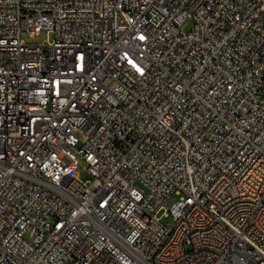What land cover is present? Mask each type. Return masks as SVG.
I'll return each mask as SVG.
<instances>
[{"label": "built area", "instance_id": "1", "mask_svg": "<svg viewBox=\"0 0 264 264\" xmlns=\"http://www.w3.org/2000/svg\"><path fill=\"white\" fill-rule=\"evenodd\" d=\"M0 264H264V0H0Z\"/></svg>", "mask_w": 264, "mask_h": 264}, {"label": "rangeland", "instance_id": "2", "mask_svg": "<svg viewBox=\"0 0 264 264\" xmlns=\"http://www.w3.org/2000/svg\"><path fill=\"white\" fill-rule=\"evenodd\" d=\"M188 28V26H187ZM21 39L25 43H42L46 40L51 41L52 36L47 33L46 31H40L38 34L34 36H30L29 33H24L21 36ZM76 172L78 174V177L84 181V182H92L93 181V176L87 171V164L86 162L79 156H77V169ZM165 211H161L160 214L158 215L160 217V221L163 224H171L172 223V217L170 216H165Z\"/></svg>", "mask_w": 264, "mask_h": 264}, {"label": "bare ground", "instance_id": "3", "mask_svg": "<svg viewBox=\"0 0 264 264\" xmlns=\"http://www.w3.org/2000/svg\"><path fill=\"white\" fill-rule=\"evenodd\" d=\"M97 232H104V225H97Z\"/></svg>", "mask_w": 264, "mask_h": 264}]
</instances>
